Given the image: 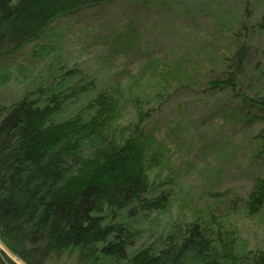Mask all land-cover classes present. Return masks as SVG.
<instances>
[{
	"label": "trees",
	"instance_id": "1",
	"mask_svg": "<svg viewBox=\"0 0 264 264\" xmlns=\"http://www.w3.org/2000/svg\"><path fill=\"white\" fill-rule=\"evenodd\" d=\"M113 1L0 0V62L41 38L55 18ZM258 20L256 30L264 31V3ZM246 40L236 33L233 51L207 78L187 76L152 95L99 87L76 67L53 65L48 79L1 107L0 239L10 252L26 264L75 250L113 264H264V245L251 247L242 235L243 220L264 208V93L243 77L253 57ZM257 62L264 83V59ZM188 88L216 103L223 98L227 116L243 126L262 124L249 139L250 189L242 196L211 187L210 202L189 219L135 246L142 230L130 219L165 210L171 200L175 171L155 128L169 94ZM0 264L16 263L0 250Z\"/></svg>",
	"mask_w": 264,
	"mask_h": 264
},
{
	"label": "rangeland",
	"instance_id": "2",
	"mask_svg": "<svg viewBox=\"0 0 264 264\" xmlns=\"http://www.w3.org/2000/svg\"><path fill=\"white\" fill-rule=\"evenodd\" d=\"M263 3L115 0L64 14L53 20L41 38L0 62V108L15 102L40 80L48 79L53 65L76 67L95 78L99 87L118 84L125 94L152 95L187 76L207 78L208 71L216 72L222 57L233 51L238 32H245L246 41L253 46L252 63L243 77L258 83L264 93L257 72V61L264 59V31L255 27ZM93 93L82 95L66 113L85 103ZM216 99L217 103L221 101L217 109L214 99L200 96L196 89H178L169 94L155 129L158 140L169 148L168 165L175 171L170 184L173 194L165 210L130 219L131 225L142 230L135 246L144 244L155 230L168 228L170 222L189 219L197 208L210 202L211 187L230 188L242 196L250 189L251 171L245 169L252 144L249 139L262 124L243 126L227 116L223 98ZM257 170L253 168V174ZM261 171L264 175V168ZM242 229L249 246H263L264 208L254 218L243 220ZM0 250L16 264H26L1 239ZM48 264L113 263L101 256L96 262L82 259L75 250Z\"/></svg>",
	"mask_w": 264,
	"mask_h": 264
}]
</instances>
